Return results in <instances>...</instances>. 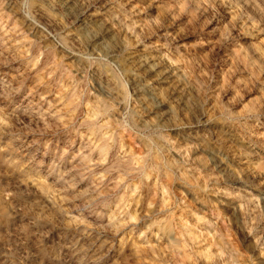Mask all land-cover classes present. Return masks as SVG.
Segmentation results:
<instances>
[{"label": "clouds", "instance_id": "9594fccd", "mask_svg": "<svg viewBox=\"0 0 264 264\" xmlns=\"http://www.w3.org/2000/svg\"><path fill=\"white\" fill-rule=\"evenodd\" d=\"M0 264H264V0H0Z\"/></svg>", "mask_w": 264, "mask_h": 264}]
</instances>
